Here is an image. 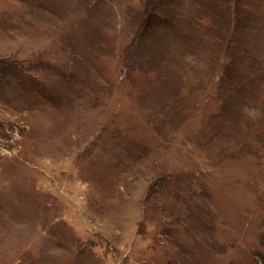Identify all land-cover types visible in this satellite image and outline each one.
I'll return each instance as SVG.
<instances>
[{
    "label": "rangeland",
    "instance_id": "374dc122",
    "mask_svg": "<svg viewBox=\"0 0 264 264\" xmlns=\"http://www.w3.org/2000/svg\"><path fill=\"white\" fill-rule=\"evenodd\" d=\"M0 264H264V0H0Z\"/></svg>",
    "mask_w": 264,
    "mask_h": 264
}]
</instances>
